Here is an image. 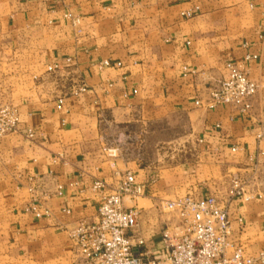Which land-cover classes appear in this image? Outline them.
I'll list each match as a JSON object with an SVG mask.
<instances>
[{
  "label": "crops",
  "instance_id": "crops-1",
  "mask_svg": "<svg viewBox=\"0 0 264 264\" xmlns=\"http://www.w3.org/2000/svg\"><path fill=\"white\" fill-rule=\"evenodd\" d=\"M248 55L260 58L246 66L259 86L251 113L198 106ZM4 107L20 125L0 140V264H86L72 232L95 220L93 184L128 172L148 185L125 205L149 207L150 248L156 212L194 193L228 203L247 255L264 250V0H0Z\"/></svg>",
  "mask_w": 264,
  "mask_h": 264
},
{
  "label": "built area",
  "instance_id": "built-area-1",
  "mask_svg": "<svg viewBox=\"0 0 264 264\" xmlns=\"http://www.w3.org/2000/svg\"><path fill=\"white\" fill-rule=\"evenodd\" d=\"M259 59L248 55L242 61L228 62V77L216 84L205 103L197 105L208 109L226 106L242 115L251 113L259 86L246 66ZM112 66L110 61L103 63V67ZM79 92H86V86ZM19 125L16 109L0 110V140L18 133ZM257 141L264 145V128ZM108 153L111 158H117L120 149L115 147ZM155 182L153 179L150 185ZM250 182V178L235 180L234 196L244 197ZM147 187L131 172L121 176L113 186L95 181L91 191L100 197L101 203L95 220L81 221L72 233L76 255L86 264H264V250L249 256L242 245L232 240L228 203L212 195L203 197L193 193L166 202L162 208L173 214L175 221L161 225V243L150 248L141 234V209L125 205V200L133 203L146 197ZM30 211L41 217L34 204Z\"/></svg>",
  "mask_w": 264,
  "mask_h": 264
},
{
  "label": "rangeland",
  "instance_id": "rangeland-1",
  "mask_svg": "<svg viewBox=\"0 0 264 264\" xmlns=\"http://www.w3.org/2000/svg\"><path fill=\"white\" fill-rule=\"evenodd\" d=\"M1 110V109H0ZM140 209H141V212L143 211V209H148L149 207H139ZM156 214H157V216L159 217V218H161L162 220H164V223H171V222H174L175 221V217H174V215L173 214H171V213H169V212H167L166 210H164L163 208H162V211H158V212H156ZM145 221V220H144ZM146 222V221H145ZM75 231V230H74ZM73 231V232H74ZM72 232V233H73ZM74 250H75V248H74Z\"/></svg>",
  "mask_w": 264,
  "mask_h": 264
}]
</instances>
